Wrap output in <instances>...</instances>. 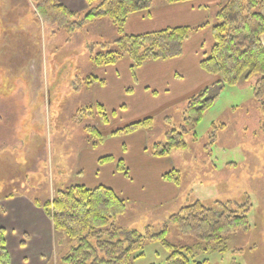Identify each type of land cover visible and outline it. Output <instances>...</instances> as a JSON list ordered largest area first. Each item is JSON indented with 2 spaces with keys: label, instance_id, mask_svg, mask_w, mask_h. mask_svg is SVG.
<instances>
[{
  "label": "rangeland",
  "instance_id": "374dc122",
  "mask_svg": "<svg viewBox=\"0 0 264 264\" xmlns=\"http://www.w3.org/2000/svg\"><path fill=\"white\" fill-rule=\"evenodd\" d=\"M100 1L90 4L87 0L88 4L75 10L84 16ZM118 36L116 25L108 18L69 34L42 22L30 0H0V197L15 193L23 195L17 197L19 201L26 198L44 204L59 190L76 184L117 182L115 187H122L113 180L112 172H103L98 179L89 176L93 165L88 161L93 163L96 158L98 166L112 161L118 166L123 159L128 176L118 172L128 179L135 176L138 184L136 191L126 194L127 212L117 219L118 225L142 234L149 228L155 234L184 206L198 200L214 208L223 203L245 212L249 228L229 233L224 246L193 249L192 264H264V98L258 100L253 91L260 76L242 77L238 83L212 92V106L198 124L188 126L187 147L172 151L165 159L171 165L166 174L172 169L180 172L176 185L159 174L168 166L166 161H149L145 154L152 157L154 144L164 142L172 128L185 125L189 98L179 95L196 94L204 87L186 77L180 86L187 91L180 94L139 91V68L123 73V60H130L128 56L116 63L121 75L115 80L108 76L105 85L86 84L93 75L102 79L111 70L109 66L116 65H96L92 56L100 47L94 44L111 43ZM159 74H150L151 81L160 80ZM80 81L83 85L78 90ZM145 92L153 96L151 105L146 100L152 98L146 99ZM99 99L106 104L107 124L96 109L93 114L80 113ZM147 117L153 119L152 127L112 136L115 130ZM87 125L111 131L103 132V142L95 146L96 139L85 130ZM106 155H113V160L100 164L98 159ZM88 177L92 182L85 180ZM165 183H170L174 195L168 196ZM9 208V218L1 216L0 225L23 219L15 217L11 205ZM18 213L26 215L23 210ZM58 238V252L65 255L71 241L60 233ZM168 240L184 248L198 243L174 225H170ZM142 252H136L129 264H166L170 255L156 240L147 241ZM38 254L32 244L28 264H38ZM60 259L58 254L54 264H60Z\"/></svg>",
  "mask_w": 264,
  "mask_h": 264
},
{
  "label": "trees",
  "instance_id": "16d2710c",
  "mask_svg": "<svg viewBox=\"0 0 264 264\" xmlns=\"http://www.w3.org/2000/svg\"><path fill=\"white\" fill-rule=\"evenodd\" d=\"M42 22L54 25L58 30L69 34L92 24L98 19L108 18L117 27L118 37L113 42L96 43L100 50L92 56L96 65H114L122 57L132 61V71L151 61H165L178 58L183 53L184 43L192 34L208 26H179L143 34L126 32L128 17L136 12L149 10L153 0H101L81 16L60 0H30ZM188 0H166L176 3ZM93 4L95 0H88ZM212 28L214 43L211 50L204 54L201 68L217 77L210 86L191 96L185 111V125L180 129L172 128L164 142L156 143L151 149L155 158L169 157L176 149H185V135L189 125L198 124L205 112L212 106L214 90H221L227 84L234 85L242 77L259 75L253 87L258 100L264 98V0H224ZM86 84L105 85L98 76L87 79ZM83 83L80 81L77 89ZM97 110L102 123H109L106 107L97 103L81 109V114ZM85 112V113H84ZM153 119L147 117L133 122L114 134H131L143 127L150 128ZM85 130L96 141L103 142V132L97 125H87ZM196 137V134H195ZM113 160L111 155L99 159L100 164ZM118 169L128 176L124 160H119ZM166 181L180 183V172L172 169L163 176ZM10 197V196H6ZM52 220L54 229L71 241L60 264H129L136 252L142 250L147 241L156 240L166 248L170 255L166 264H192L193 249L202 247L207 250L226 244L227 235L237 228H249V218L245 212L219 203L218 208L205 205L198 200L181 208L169 217L159 233H151L148 228L142 234L138 230H127L117 224V219L127 212V200L105 185L87 187L76 184L59 190L53 199L44 204L36 201ZM170 225H174L184 235L197 239L196 247L184 248L172 245L168 240ZM11 257L6 243V230L0 227V264H10ZM196 264H203L197 262Z\"/></svg>",
  "mask_w": 264,
  "mask_h": 264
},
{
  "label": "crops",
  "instance_id": "0c3cea01",
  "mask_svg": "<svg viewBox=\"0 0 264 264\" xmlns=\"http://www.w3.org/2000/svg\"><path fill=\"white\" fill-rule=\"evenodd\" d=\"M60 1L72 10L78 8L76 6H83L84 3L86 4L87 2V0H82V2L81 0ZM97 1L98 0H95V2ZM223 2L224 0H188L176 3H167L166 0H162L155 3L153 0V6L149 10L136 12L128 17L125 30L129 34H143L171 27L198 26L206 22L208 23L207 27L195 31L184 43L183 53L180 57L165 61H151L149 64H146V66L144 64L139 67L137 72V75H139V91L148 89L156 94L160 93L171 96L174 93L180 94L187 91L184 86H180V83L184 82L186 77L190 78V82H194L195 84L198 83L199 86L204 88L212 85L217 80L216 76L207 73L201 68L200 62L204 58V54H207L211 50L208 46H211V44L213 45L214 43L212 28L216 24L215 16ZM211 9L212 11H210ZM213 10H215V13H213ZM123 61H126V70H124L123 73L130 74L129 68L132 67V62H130V60ZM109 68L111 70L107 71L108 75L105 74L103 77L105 82H107L106 78H108V76H110L112 80H115L117 76L121 75L117 64L109 66ZM152 72H155V74ZM157 72L160 73L158 77L162 78L158 81H151L149 75H157ZM208 83L210 84L207 85ZM173 84H175V86ZM202 89L203 88H201L200 91ZM147 93L148 92L144 93L146 99L152 96ZM193 95L195 94L189 95L185 93L180 94L179 96H188L187 98H190ZM146 101L148 102L147 105H151L153 103V98ZM99 102L106 107L104 101L99 99L98 103ZM100 129L102 132L111 131V128L107 129L103 126H101ZM133 144V140L130 141V148L133 147ZM127 148L128 147H126V150ZM111 156L113 157V155ZM145 159L149 161L156 159L166 161L168 166L159 172L160 175L166 174L167 169L169 170V168H171L168 160H165L167 157L155 158L145 154ZM88 162L93 165L90 168L89 176H95L94 179H98L103 172L108 174L112 172V174H114L113 180L118 181V183L123 184V186L116 188L115 185L117 182H112L114 185L98 183L96 185L89 186L87 185L88 183H81L82 185L87 187H96L98 185L108 186L126 200H128V197L126 196L128 192L132 194L136 191L138 182L136 181L135 176L128 179L124 175L120 174L118 172V166H115L113 161L110 165L105 164L103 166H98L96 158L93 159V163L92 161ZM134 172L135 171H133V173ZM88 179H91L90 181H87L90 183L93 178H85V180ZM164 189L166 191L170 190L168 196L175 194L172 190L173 188L170 186V183H165ZM18 196L23 195H15V193H13L0 197V217L2 216L5 219L9 218V213L11 212L9 205H11L14 208L15 217L18 218L19 216H22L24 219L23 222V219L20 221L17 220L16 222H9V227L5 224L0 225L1 228L6 230V243L11 257L10 264H17V262L18 264H28L29 250L32 244L33 247L36 248V251L39 252V258H37L38 264H54L58 258V254L59 256L61 255L58 252L60 242L58 232L54 229L52 220L46 215L44 209L36 204V201L32 202L26 198V201H19L17 198ZM21 210H23L26 215L18 213L21 212Z\"/></svg>",
  "mask_w": 264,
  "mask_h": 264
}]
</instances>
